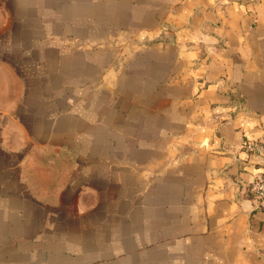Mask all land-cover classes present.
Wrapping results in <instances>:
<instances>
[{
  "label": "crops",
  "instance_id": "1",
  "mask_svg": "<svg viewBox=\"0 0 264 264\" xmlns=\"http://www.w3.org/2000/svg\"><path fill=\"white\" fill-rule=\"evenodd\" d=\"M264 0H0V264H264Z\"/></svg>",
  "mask_w": 264,
  "mask_h": 264
},
{
  "label": "built area",
  "instance_id": "2",
  "mask_svg": "<svg viewBox=\"0 0 264 264\" xmlns=\"http://www.w3.org/2000/svg\"><path fill=\"white\" fill-rule=\"evenodd\" d=\"M242 150L252 156L261 158L262 172L251 186L253 196L258 204L264 205V140H248L242 144Z\"/></svg>",
  "mask_w": 264,
  "mask_h": 264
}]
</instances>
